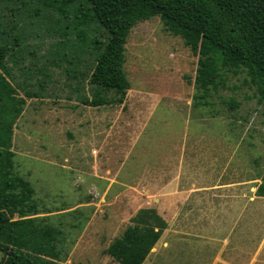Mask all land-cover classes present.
Listing matches in <instances>:
<instances>
[{
  "label": "rangeland",
  "instance_id": "374dc122",
  "mask_svg": "<svg viewBox=\"0 0 264 264\" xmlns=\"http://www.w3.org/2000/svg\"><path fill=\"white\" fill-rule=\"evenodd\" d=\"M20 1L12 0L8 5L21 7L14 19L26 35L27 52L18 63L8 61V65L23 90L40 91V96L27 97L24 111L14 126L15 171L32 183L40 209L55 213L49 217L55 219L58 225L54 226L64 233L59 247L63 253L68 250L65 260H57V264H119L108 252L109 246L133 224L140 207L152 205L156 202L153 198L159 195V191L142 190V181H137L138 177L122 165L120 168L122 146L129 135L138 136L150 118H154L151 123L154 132V128L159 131L163 127L162 118L166 121L172 117L184 118L190 111L194 118L200 117L199 109L191 108L199 57L185 44L184 38L167 31L159 16L139 21L131 28L126 43L124 68L131 86L125 103L90 107L80 102L81 96L91 94L88 79L75 78L73 74L78 68L85 71L92 65L91 49L87 46L80 49L74 33L67 37L60 35L55 28L64 26L63 21L45 22L42 15L36 16L33 9L41 6L38 0H27L30 2L27 6H21ZM5 5L2 13L7 14L1 15V19L10 21V11ZM52 14L56 18L55 11ZM40 67H46L49 76L39 71ZM224 78V86L212 95L215 104L208 107L207 150L209 156L216 153L218 157H210L207 167L223 170L226 180L259 183L264 173V98L261 100L257 87L246 80L245 72L226 73ZM43 79L41 86L38 82ZM22 92L20 95L24 96ZM231 99L238 104L229 105ZM147 128L145 124L144 133ZM124 129L128 132H121ZM104 132H112L108 149L111 156L106 155L110 158L102 160L111 172L99 175L116 181L109 191L94 181L95 175L88 170L91 152L93 155L98 152L93 150L97 146L95 138ZM165 136L170 135L166 132ZM177 140L181 141V137ZM157 142L151 141L148 149L158 151ZM170 146L167 144L161 152L165 156L177 152L180 158L184 152L204 148L199 139L177 143V151ZM182 160L183 157L181 163ZM97 165L99 168L101 161ZM168 167L164 166L166 172ZM181 168L184 173V166ZM221 192L223 199L210 200L201 207L204 211L192 213L193 221L201 219L193 226L198 228V233L207 232L203 234L208 238H199L193 244L196 247L193 250L197 251L187 254V247L180 243L184 237L176 240L166 231L143 264H215L205 254L211 255L220 244L217 241L223 238L232 245L239 243L244 252L252 253L257 246L264 252V217L249 225L250 212L259 208L257 213H262L264 198L226 199V193L232 191ZM241 192L250 191L241 186ZM163 193L162 197L168 196ZM62 208L68 211L58 214L56 210ZM185 208L180 206L182 214L171 219H177L181 230H184ZM160 209L170 221L168 205L165 203ZM215 220L222 221V225L217 226ZM207 242L210 244L206 248ZM13 250H16L13 246H6L5 251L0 249V264ZM202 251L204 259L196 253ZM246 256L241 257L242 261Z\"/></svg>",
  "mask_w": 264,
  "mask_h": 264
},
{
  "label": "trees",
  "instance_id": "16d2710c",
  "mask_svg": "<svg viewBox=\"0 0 264 264\" xmlns=\"http://www.w3.org/2000/svg\"><path fill=\"white\" fill-rule=\"evenodd\" d=\"M11 1L0 0V249L13 246L16 250L1 264H57L68 254L59 247L64 233L44 217L35 216L39 213L35 189L15 171V152L11 149L14 124L24 111L27 97L40 96V91L23 90L10 72L8 61L18 63L27 52L26 35L14 19L21 7L8 5ZM38 1L41 6L33 9L36 16L42 15L45 22L63 21L64 26L55 30L63 37L74 33L80 49H91L92 65L73 74L75 78H87L91 85L90 96L80 97L83 104L123 102L131 86L124 68L129 32L139 21L154 16L163 20L167 31L184 38L199 57L196 102L214 105L212 95L224 86L226 73L241 71L257 87L261 100L264 98V0ZM20 2L21 6L30 3ZM3 4L10 11V21L1 19L7 14L2 13ZM53 11L56 18L50 16ZM45 69L40 67L39 71L49 76ZM237 104L234 99L229 102L233 107ZM257 194L264 196V173ZM132 220L133 224L108 248L119 264H143L167 225L151 207L141 208Z\"/></svg>",
  "mask_w": 264,
  "mask_h": 264
},
{
  "label": "crops",
  "instance_id": "0c3cea01",
  "mask_svg": "<svg viewBox=\"0 0 264 264\" xmlns=\"http://www.w3.org/2000/svg\"><path fill=\"white\" fill-rule=\"evenodd\" d=\"M129 90L130 88L127 90V94ZM194 94H195V88H194ZM194 94H193V102L191 108L193 107L199 109L200 111L199 118H194L192 111H190L188 115H185L186 117L184 118L172 117L167 121L162 118L161 125L163 127L159 128V131L157 130V128H154V132H151L152 131L151 123L154 118L153 119L150 118L146 123L143 124L144 126L142 128V131L138 136L134 135L133 137V134L129 135L130 138L131 137L133 138L132 139L128 138L125 141L121 149V157L119 156V158H121L119 161L120 168L122 165V167L127 169L128 172L135 174V176L138 177L137 181H142L140 182L141 188H143L142 190L145 191L152 190L154 193L155 191H159L157 193L159 194L158 197L153 198L156 202H154L152 205L140 207V209L146 207L155 208L158 211V213L167 222L166 227L164 228L160 238L158 239V241L156 242L153 248L157 247V245L162 240V238H164L165 235L167 234L165 233L167 231L168 233H170V236H173V238H175L176 240L178 238L184 237V240L180 243L185 245V247H187V252H186L187 254H190L193 251H197L196 249L193 250V248L196 247H192V246L193 244L195 245L196 241L199 238L208 239L203 234L207 232L198 233L197 232L198 228H195L193 226V225H198L201 219L199 217L196 218L195 221H193L192 213L195 211L198 212H200L201 210L204 211V208L202 209L201 207H203V205H207V203L210 200L215 201L218 199H223L224 194L221 191H223L224 189H227L228 191L229 190L232 191L230 192V194L226 193L225 195L226 199L227 198L229 199L231 197L237 199L249 198L251 199V201H256L257 198H262V197L264 198L263 195L257 194V189L261 181L259 183H252L250 181H245L242 184V182L239 179L235 180L234 178H232V180H228V179L226 180V178L222 176L224 173L223 170L217 169V171H213L207 167L209 165L210 157L217 158L218 155L215 153L214 155L209 156L208 154L207 147L209 141V128H208L207 116L210 114L209 108L206 102L203 101H201V103L196 102L194 100ZM126 96L123 102L117 104L121 105L125 103ZM107 105H111V104H103L94 107H101V106L107 107ZM89 106L92 107V105ZM174 122L177 123L174 125ZM145 124H148L146 133H144ZM168 129L169 132L167 131ZM180 130L182 134H179ZM112 132H108V133L104 132L105 134L101 133L100 134L101 136L98 139H96L97 137L95 138L94 145L97 146H94L93 150H96L98 152L96 153V155H93L91 152L92 160L89 159L91 163V167L88 169L91 174L95 175V177H93V180L99 183L101 187L103 186L107 188L108 191L111 189L113 183L116 181L112 180V177L110 179L106 178L107 179L106 180L104 179L105 177H102L101 175H99V173H107V171L109 173L111 172V169H108L107 165H105L102 160L107 161L110 157H106V155L111 156L108 153V149L110 147L109 143L112 142L111 141ZM121 132H128V129H124ZM129 132H131V130H129ZM166 132L168 133V135H170L169 137L165 136ZM179 137H181L182 142L183 140H186V143L189 140L198 141L199 139L201 143L203 142L204 148L191 150L189 153L184 152L181 158L178 157V155L176 154L177 152L175 154L172 153L168 156H165L161 151H164L166 145L169 143L170 145H172L170 146V148L174 147V149L177 151V143L178 144L181 143L180 140H177ZM166 138H168V141L165 140ZM143 139L145 140V145H142ZM153 140H156V142L159 141L158 151H153V150L151 151L148 149V145ZM14 144L15 143L13 140L11 149L15 152ZM104 157H106V159H103ZM182 157L183 160L181 163ZM133 159L136 160L133 161ZM98 160L101 161L102 163V165H99L100 166L99 168H97ZM166 165L169 166L167 172L165 171L164 168V166L166 167ZM183 166H184V173L182 172V168H181ZM73 168L76 169L77 171L79 170V168H75V167ZM134 169H136V171H134ZM145 172L146 173L150 172L153 175L150 174L151 177L146 176ZM166 175L168 176L166 177ZM241 186H244V189H249L250 192L242 194ZM163 191L167 193L165 194L168 195L167 197L161 196L162 194H164ZM35 194H36V190H35ZM165 203L169 207L170 221H168V219L164 215V211L160 209L163 207ZM180 206L186 207L184 210V220H185L184 230H181L182 227L179 226V223H177V219L171 220L182 214V210L179 209ZM262 206L260 209L263 208ZM258 209L255 208L253 212H250L249 225L252 224L253 226L254 220L257 221L258 219L264 217L263 216L264 209L261 210L262 211L261 214L257 213L256 210ZM56 211L59 212L58 214H64L68 211V209L62 208ZM53 214H55L54 211H42V209H40L39 207V213H37L35 216H42L47 220L48 223L52 225H56V224L58 225V223H55L54 221L55 219L53 220L49 217ZM221 223L222 221L215 220V224L217 226L222 225ZM225 226H223L222 229L226 232L227 230ZM194 229H196V231ZM214 231H210L209 233H213ZM212 241L214 240H211V242ZM219 242L220 244L218 245ZM209 244H210L209 242L205 244L206 248L208 247ZM172 245L173 244H171V246ZM217 245H218L217 248H214V252H212L211 255L205 254V258L207 260L211 259V261L215 264H264V252H262L260 246H257L255 250L251 253V252H244V249L240 247L239 243L238 244L235 243L234 245H232L231 243H229V241L226 238L225 239L223 238L221 241H217ZM173 246L176 247L175 244ZM196 253L198 254L197 256L204 259L203 251ZM243 255H248V257L246 256L244 261H242L241 258Z\"/></svg>",
  "mask_w": 264,
  "mask_h": 264
}]
</instances>
